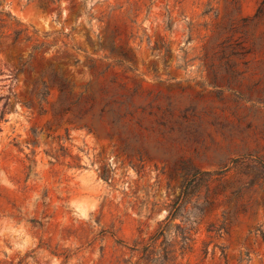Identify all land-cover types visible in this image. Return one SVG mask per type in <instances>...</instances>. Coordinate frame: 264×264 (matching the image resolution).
I'll use <instances>...</instances> for the list:
<instances>
[{
  "label": "rangeland",
  "instance_id": "374dc122",
  "mask_svg": "<svg viewBox=\"0 0 264 264\" xmlns=\"http://www.w3.org/2000/svg\"><path fill=\"white\" fill-rule=\"evenodd\" d=\"M0 264H264V0H0Z\"/></svg>",
  "mask_w": 264,
  "mask_h": 264
}]
</instances>
